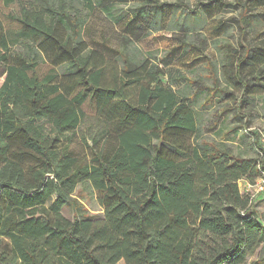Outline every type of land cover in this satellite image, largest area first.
<instances>
[{"label":"trees","instance_id":"trees-1","mask_svg":"<svg viewBox=\"0 0 264 264\" xmlns=\"http://www.w3.org/2000/svg\"><path fill=\"white\" fill-rule=\"evenodd\" d=\"M211 3L243 16L235 20L241 40L249 41L264 15L257 11L264 0H209L206 7ZM161 7L147 0L133 20ZM60 8L48 10L76 34V23ZM251 34L260 44L254 53L264 56V32ZM21 40L37 49L55 41L59 56H69L75 68L69 82L58 80L59 62L19 51ZM239 45L238 74L230 70L229 81L243 91L227 96L247 111L258 76L244 73L255 57L243 41ZM180 47L158 61L136 62L114 48L121 60L78 55L41 7L0 0V264H264V222L254 197L240 186L264 174V145L253 133L258 156L252 157L202 138L195 99L166 81ZM89 106L106 120L92 137L91 160L84 161L70 144ZM83 185L99 192L103 216L81 212L76 192Z\"/></svg>","mask_w":264,"mask_h":264},{"label":"rangeland","instance_id":"rangeland-1","mask_svg":"<svg viewBox=\"0 0 264 264\" xmlns=\"http://www.w3.org/2000/svg\"><path fill=\"white\" fill-rule=\"evenodd\" d=\"M155 1L162 7L134 21L136 8L147 0H15L20 6L41 7L46 20L54 23L56 35L63 40L69 39L70 46L76 47L78 55L91 56L97 53L105 58L119 57L121 60L120 56L110 49L114 48L124 52L125 56H131L136 62H142L146 58L158 61L173 48L182 44L173 55V64L165 69L166 80L177 91L195 99L194 107L201 124L202 138L208 141L228 142L235 152L244 156H258L253 142L254 135L251 136L250 132L256 131L259 134L263 146L264 100L257 102L258 105L252 113L249 111L238 113L231 110L236 104L234 102L225 104L228 100L222 99L223 79L219 71L209 63L211 60H217L220 56L219 51L227 44L240 46L239 42L243 35L240 26L230 25L229 28L222 29L218 26L226 21L230 24L235 23V20L239 21L243 19V16L228 8L221 11L213 3L210 7H206L209 0ZM236 1L224 0L228 3ZM61 4L63 8L60 10H63V13L70 16L76 23L75 31H78L76 34L68 20L67 23H63L60 15L48 10L49 7L56 9ZM257 11L264 13V7ZM260 18L262 21L254 25L256 27L254 33L256 30L264 32V15ZM140 26L142 28L138 29ZM251 32L248 34L249 37L252 35ZM72 33L75 38H72ZM143 33L147 34L142 39L136 40L137 36H142ZM127 35H130L135 42L133 39L129 40ZM17 49L39 61L59 62L58 80L62 85L69 82L75 72V68L68 62L69 56H59V46L53 40L44 42L38 49L34 41L21 40ZM4 78L2 67L0 68V86ZM195 89L198 91L196 92ZM215 90L216 93H213ZM238 114L242 116V119L238 117ZM105 120L103 115L99 116L90 106L86 108L80 133L70 144V148L81 160H91L90 146L95 145L92 137L98 129H104ZM109 122V128H112L113 121ZM102 140L99 144L103 142ZM262 175L256 182L260 181ZM246 185L247 183L243 180L240 181L242 191L253 194L256 208L264 221V191H257L256 186H252L249 190ZM76 196L84 206L82 213L93 217L103 216V209L98 201L99 192L83 185L77 189ZM64 213L67 217L74 218L75 213L71 207H66ZM261 253L264 255V247Z\"/></svg>","mask_w":264,"mask_h":264},{"label":"crops","instance_id":"crops-1","mask_svg":"<svg viewBox=\"0 0 264 264\" xmlns=\"http://www.w3.org/2000/svg\"><path fill=\"white\" fill-rule=\"evenodd\" d=\"M228 9H231V8H228ZM233 24H235V26H237L236 23H233ZM255 28L256 27L253 26L254 30H255ZM258 31L262 32V30H256V32H258ZM249 38H250L249 41H248V39H244V40L240 39V40L243 41V44L248 45L247 48H246V51L250 50V53H252V56L255 57V59L253 58L250 61V64L247 66V68L244 69V73H248V72L252 71V73L254 72L258 76L255 79H253L252 82H251L252 84L256 85V98L252 101L251 105H249L250 107L248 108L247 111L252 113V110H254L255 107L258 105L257 102L259 100H264V88L262 87V86H264V79H263L264 78V56L261 55V53H259L261 51L254 53V50L257 51V49H255V46H256V48H258L257 45H260L259 44V40H257V39L253 40L252 35ZM262 38L263 37H261V39ZM240 42H239V44H240ZM179 45H182V44H179ZM236 47H238V46L232 45L230 43L227 44L226 46L222 47V50L219 51L220 52V56L217 58V60H215V61L211 60L209 63H210L211 66H213V68H216L217 71H219L220 76L223 79V87L224 88L222 89V92H223L222 99L223 100H228V101H226L225 104H227V103L230 104V103L234 102L236 104V106H235V108H233L231 110H233L235 112L238 111V113H240V112H244V111H239L237 109V107L239 106V103H240V99L234 100L233 98H231V96H227V93H230V92L241 93L243 91V89H241V87L235 88V86H231L230 85L231 82L229 81V78H230L229 75L231 73L230 70H234L235 74L236 73L238 74V70L235 69L236 68V56H237V54L234 53V50H235ZM195 66H197V64ZM261 70H263V71L260 73ZM239 79H241V77ZM245 81H246V78H245ZM173 88H174V86H173ZM216 90L213 93H216ZM197 91L198 90H196V92ZM187 97H189V96H187ZM189 98H192V97H189ZM238 117L240 119H242V116H240L239 114H238ZM247 133H249V132H247ZM250 133H251V136H253V133H257V132L254 131V132H250ZM244 182L247 183L246 181H244ZM259 217H260V215H259ZM260 219H261V217H260ZM261 221L264 222L262 219H261Z\"/></svg>","mask_w":264,"mask_h":264},{"label":"built area","instance_id":"built-area-1","mask_svg":"<svg viewBox=\"0 0 264 264\" xmlns=\"http://www.w3.org/2000/svg\"><path fill=\"white\" fill-rule=\"evenodd\" d=\"M262 140H263V142H264V135H263V137H262ZM252 186H256V187H257V191H264V174L262 175L260 181H259V182H256L255 184H251V183H248V182H247V185H246L247 189L250 190V188H251ZM249 193H250V192H249ZM250 194H251V193H250ZM251 195L253 196V194H251ZM253 197H254V196H253Z\"/></svg>","mask_w":264,"mask_h":264}]
</instances>
